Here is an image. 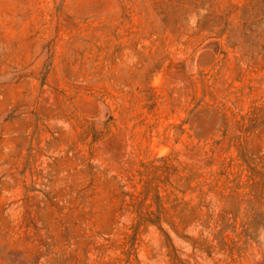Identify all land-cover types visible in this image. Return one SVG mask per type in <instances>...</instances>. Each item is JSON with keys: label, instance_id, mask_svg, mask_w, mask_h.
<instances>
[{"label": "rangeland", "instance_id": "374dc122", "mask_svg": "<svg viewBox=\"0 0 264 264\" xmlns=\"http://www.w3.org/2000/svg\"><path fill=\"white\" fill-rule=\"evenodd\" d=\"M0 264H264V0H0Z\"/></svg>", "mask_w": 264, "mask_h": 264}]
</instances>
